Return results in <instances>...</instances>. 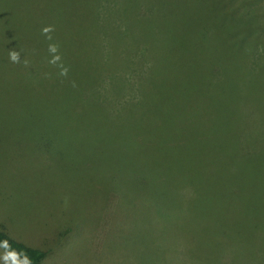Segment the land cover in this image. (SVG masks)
I'll return each mask as SVG.
<instances>
[{"label":"rangeland","instance_id":"1","mask_svg":"<svg viewBox=\"0 0 264 264\" xmlns=\"http://www.w3.org/2000/svg\"><path fill=\"white\" fill-rule=\"evenodd\" d=\"M161 1V40L131 27L142 46L165 49H7L18 1L0 21V229L46 251L41 264H264V0ZM129 80L220 86L189 136L226 150L224 175L207 163L210 188L181 191L189 161L162 175L139 128L40 127L43 114L22 112L5 93L9 84ZM0 264L25 263L0 247Z\"/></svg>","mask_w":264,"mask_h":264},{"label":"trees","instance_id":"2","mask_svg":"<svg viewBox=\"0 0 264 264\" xmlns=\"http://www.w3.org/2000/svg\"><path fill=\"white\" fill-rule=\"evenodd\" d=\"M16 1L19 2L17 16L21 24L18 31H10L15 42L8 45L7 49L14 47V44L16 49H165L162 42L156 43V47H152L153 42H146L142 46L131 27L135 23L139 29L143 24L155 38L161 40L160 15L165 14L162 1ZM7 7H11V0L0 1V21L9 17ZM133 17H138V20ZM46 28L50 29L48 33L43 31ZM256 31L252 33L256 34ZM131 76L126 77L130 79ZM131 82L86 86L9 84L5 93L18 97L22 112L43 114L46 119L38 123L40 127L139 128L150 142L149 158L159 159L161 163L162 175L174 173L173 163L189 161L193 163L192 168L184 166L179 171L185 178L181 191L189 187L193 193H201L210 188L212 167L207 163L216 160L220 163L216 173L224 175L227 171V160L223 161L226 150L217 145L208 148L205 142L207 137L191 140L189 136L196 133V109L208 104V97L213 96L214 92L219 93L217 90L220 86L214 83L149 85ZM205 130L208 129L204 126L201 131ZM185 144H189L187 150H184ZM234 166L237 172L243 164L236 162ZM190 173L194 178L193 187L190 182H186ZM150 179L152 182L158 180L151 176ZM217 186V191L226 188L219 180ZM166 193L162 192L160 199L168 198L169 193ZM151 203L154 210L157 203L154 200ZM0 247L25 264H41L48 254L13 239L3 229H0Z\"/></svg>","mask_w":264,"mask_h":264},{"label":"clouds","instance_id":"3","mask_svg":"<svg viewBox=\"0 0 264 264\" xmlns=\"http://www.w3.org/2000/svg\"><path fill=\"white\" fill-rule=\"evenodd\" d=\"M43 31H44V33H48L50 31V29L46 28ZM51 50L54 51L55 48H52ZM9 56H10V59H11L12 62H17V63L19 62L20 53H18L15 50H13V51H10Z\"/></svg>","mask_w":264,"mask_h":264}]
</instances>
